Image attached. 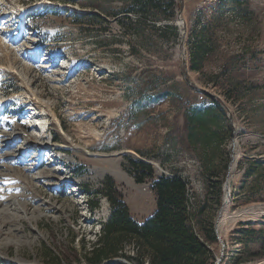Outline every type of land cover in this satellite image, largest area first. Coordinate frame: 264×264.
Returning <instances> with one entry per match:
<instances>
[{"label":"rangeland","instance_id":"rangeland-1","mask_svg":"<svg viewBox=\"0 0 264 264\" xmlns=\"http://www.w3.org/2000/svg\"><path fill=\"white\" fill-rule=\"evenodd\" d=\"M176 2L174 19L160 11L154 29L148 16L118 21L128 0H0V176L11 175L0 213L16 218L5 230L17 228L0 234V264H88L111 214L100 192L108 177L133 218L152 216V178L138 183L130 157L186 179L209 263L264 264V0ZM214 99L226 140L205 148L189 117ZM30 101L46 114L43 139L18 119ZM21 172L29 178H13ZM28 181L53 209L24 207ZM123 253L102 264H148L136 241Z\"/></svg>","mask_w":264,"mask_h":264},{"label":"trees","instance_id":"trees-1","mask_svg":"<svg viewBox=\"0 0 264 264\" xmlns=\"http://www.w3.org/2000/svg\"><path fill=\"white\" fill-rule=\"evenodd\" d=\"M127 0H121L125 4ZM124 9L115 13L121 15L118 21L126 26V22L133 23L131 14H136V23H141L143 16L154 19L149 21L150 28H157L155 19L160 11L166 19L173 20L177 8L181 5L176 0H128ZM83 14L82 16H84ZM97 18H102L97 15ZM176 32L174 24L165 26ZM192 68H197L196 59L192 56ZM215 105L202 109H195L189 117L191 126L199 131L200 143L207 148L216 144L218 147L226 140L223 132V109L221 102L214 99ZM221 106V107H220ZM133 165V174L138 183H142L146 176L152 178V189L157 195V210L144 222H139L130 213L129 207L122 194L116 187L112 177H108L100 190L101 195L107 198L111 207V214L107 221L102 223L98 241L86 253L88 264H102L105 260L122 255L123 243L136 241L139 250H146L149 255L148 264H211L208 260V248L199 238L190 225L191 213L189 202L188 182L180 175L155 176L154 168L141 159L129 158ZM229 164V163H228ZM228 168V166H227ZM88 193L91 190L83 186ZM222 203V199H219ZM99 201L91 202L90 209L95 211ZM215 228L212 229V233ZM249 232H256L250 230ZM264 245V243H263ZM50 254L47 253V257ZM108 264H124L122 262Z\"/></svg>","mask_w":264,"mask_h":264},{"label":"bare ground","instance_id":"bare-ground-1","mask_svg":"<svg viewBox=\"0 0 264 264\" xmlns=\"http://www.w3.org/2000/svg\"><path fill=\"white\" fill-rule=\"evenodd\" d=\"M181 21H179V23H180ZM182 23V22H181ZM178 24V23H177ZM181 25V24H180ZM29 104V103H28ZM26 107V106H25ZM38 123L40 124L41 123V121L39 120L38 121ZM24 137V140L26 141V142H29L27 139V137L26 136H23ZM45 137V134H43L42 136H41V138L43 139ZM49 144V143H48ZM30 147V146H29ZM56 147V146H55ZM57 148V147H56ZM41 156H43V154H40V155H38V157H37V159L36 160H38L39 159V157H40V159H39V161L38 162H32V166L34 167V169H37V168H39V167H41V166H44V161L47 159V155L45 154L44 155V158L42 157L41 158ZM35 159V157H33V160ZM30 168L31 167H29L28 165H27V167H26V169H28V170H30ZM1 173V172H0ZM113 173V172H112ZM114 174V173H113ZM20 177H13V178H15V179H17L18 178V180L20 181V179L22 178V177H24V179H22V180H27V177H28V175H25L24 173H22L21 172V174H18ZM8 176H11V175H9V173L8 172H2V174H1V176H0V185H5L7 182H8ZM29 178V177H28ZM230 181H229V184L226 186V190H227V188H228V190H227V194L229 195V189H230ZM26 188V190H24L23 192H22V194L20 195V197H23V198H27L28 199V201H26V202H24L23 203V205H24V207L25 208H27V210H28V206L29 205H33V204H35L37 207H35L34 208V211L35 210H37V209H41V207L43 206V205H47V207L48 208H46V209H53L54 207H53V205H49V204H47V203H45V202H42V203H40L39 202V195H38V190H37V188H38V186L36 185V184H33V183H31V182H29L28 181V184H27V186L25 187ZM29 192L31 193L30 194V196H29ZM1 195V194H0ZM228 198V196H226V204H227V199ZM4 200V199H3ZM12 205H14V203L12 202ZM14 208H16L15 206H14ZM17 209V208H16ZM14 219H16L14 216H13V214H7V213H5V212H1L0 213V225H2L3 227L1 228L0 227V234H13V231L14 230H16L17 228H9L8 230H7V228H6V230H5V227H7L8 225H10L11 223H10V221H14ZM20 220H22V218H20ZM222 223H223V217H221L220 218V221H219V230H220V228H221V225H222Z\"/></svg>","mask_w":264,"mask_h":264},{"label":"water","instance_id":"water-1","mask_svg":"<svg viewBox=\"0 0 264 264\" xmlns=\"http://www.w3.org/2000/svg\"><path fill=\"white\" fill-rule=\"evenodd\" d=\"M181 15H182V13L179 14L180 21H181V22H184V20L182 19ZM184 27H185V25H184ZM183 34H185V32H184ZM187 82L190 83V84L192 83L190 79H187ZM233 144L235 145V142H234ZM229 168H231L230 165H229ZM228 184H229V179H227L226 186H227ZM217 226H218V225H216V227H217ZM215 231L217 232V229H216Z\"/></svg>","mask_w":264,"mask_h":264}]
</instances>
